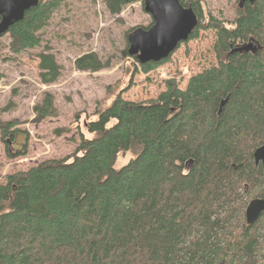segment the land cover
Instances as JSON below:
<instances>
[{
    "label": "trees",
    "instance_id": "obj_1",
    "mask_svg": "<svg viewBox=\"0 0 264 264\" xmlns=\"http://www.w3.org/2000/svg\"><path fill=\"white\" fill-rule=\"evenodd\" d=\"M136 1L104 0V6L118 15ZM178 1L201 19L197 2ZM63 4L39 0L26 11L6 33L9 51L40 48L42 30ZM201 27L188 41L201 29L213 30L216 65L190 76L184 88L166 81L154 100L126 101L121 90L85 122L90 137L81 134L69 157L6 176L0 264H259L264 213L252 226L244 213L251 200H264V165L253 160L264 145V0L237 5L229 27L213 19ZM253 40L254 54L229 55ZM47 52L44 47L37 58L40 82L49 86L62 68ZM169 57L143 65L133 57V72L147 74ZM73 67L81 73L109 68L95 53L77 57ZM33 112L56 117L53 95L45 92ZM19 125L0 120L1 140L16 144L25 134ZM21 146L9 156H25ZM133 147L137 155L116 168Z\"/></svg>",
    "mask_w": 264,
    "mask_h": 264
},
{
    "label": "rangeland",
    "instance_id": "obj_2",
    "mask_svg": "<svg viewBox=\"0 0 264 264\" xmlns=\"http://www.w3.org/2000/svg\"><path fill=\"white\" fill-rule=\"evenodd\" d=\"M197 2L201 19L197 28L207 27L213 19L229 27L236 15L238 0H184ZM151 17L143 10V0L126 5L120 14L111 15L104 0H67L56 11L41 32L42 46L24 54L9 51L7 34L0 39V120H16L25 134L10 145L0 138V185L7 175L25 171L37 162L69 157L79 144L80 135L89 138L85 122L94 120L97 108L109 105L121 90L126 101L154 100L165 90L168 80L184 88L187 79L217 64L214 45L216 33L208 28L198 36L181 43L169 60L147 74H134V58L127 53V35L131 29L147 27ZM44 47L54 55L61 66V77L56 84L43 85L39 79L37 55ZM86 53H95L108 69L97 73H81L73 67L75 59ZM48 92L54 97L56 117H36L34 106L40 104ZM56 130H63L60 136ZM27 154L11 158L22 146ZM133 147L120 156L116 168L124 166L138 153ZM264 218V216H263ZM262 218V219H263ZM264 239V238H263ZM259 264H264V243L258 250Z\"/></svg>",
    "mask_w": 264,
    "mask_h": 264
},
{
    "label": "water",
    "instance_id": "obj_3",
    "mask_svg": "<svg viewBox=\"0 0 264 264\" xmlns=\"http://www.w3.org/2000/svg\"><path fill=\"white\" fill-rule=\"evenodd\" d=\"M130 1V0H126ZM39 0H0V37L8 29L21 21L29 9L36 7ZM246 2L253 4L255 0H238V8L242 9ZM143 10L152 19L148 29L137 27L127 35L129 56L136 57L139 64L158 63L167 59L177 47L186 42L197 26L198 19L191 8H184L178 0H143ZM255 43L238 47L232 53H255ZM223 101L220 105H224ZM255 165L264 164V145L254 154ZM264 213V200L254 199L245 209V222L253 225Z\"/></svg>",
    "mask_w": 264,
    "mask_h": 264
},
{
    "label": "bare ground",
    "instance_id": "obj_4",
    "mask_svg": "<svg viewBox=\"0 0 264 264\" xmlns=\"http://www.w3.org/2000/svg\"><path fill=\"white\" fill-rule=\"evenodd\" d=\"M197 24H198V22H197ZM250 42H251V43H255L256 46H258V45H257V42H255L254 40H253V41H248V43H246V44H244V45H247V44H249ZM241 46H243V45H241ZM241 46H237V47H235L234 49H236V48H238V47H241ZM234 49H232V50L230 51L229 55L235 54V53H232V51H233ZM248 53H251V52H248ZM245 54H247V53H245ZM252 54H253V53H252ZM132 57H133V56H132ZM134 58L136 59V57H134ZM261 147H262V146H261ZM259 148H260V147H259ZM257 149H258V148H257ZM257 149H256V150H257ZM256 150H255V151H256ZM253 154H254V153H253ZM253 160H254V157H253ZM254 163H255V162H254ZM259 164H260V163H259ZM263 165H264V164H263ZM251 201H252V200H251ZM248 204H249V203H248ZM244 214H245V213H244ZM261 216H262V215H261ZM261 216H260V217H261ZM257 221H258V220H257ZM245 223H246V222H245ZM255 223H256V222H255ZM255 223H254V224H255ZM254 224H253V225H254ZM246 225H247V224H246ZM247 226H248V225H247ZM251 226H252V225H251Z\"/></svg>",
    "mask_w": 264,
    "mask_h": 264
}]
</instances>
